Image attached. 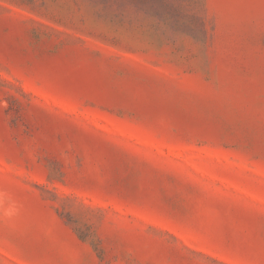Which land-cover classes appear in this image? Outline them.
<instances>
[{
  "label": "rangeland",
  "instance_id": "rangeland-1",
  "mask_svg": "<svg viewBox=\"0 0 264 264\" xmlns=\"http://www.w3.org/2000/svg\"><path fill=\"white\" fill-rule=\"evenodd\" d=\"M0 264H264V0H0Z\"/></svg>",
  "mask_w": 264,
  "mask_h": 264
}]
</instances>
